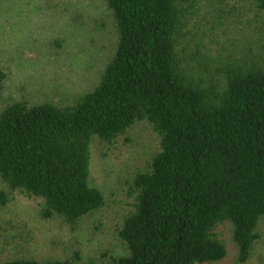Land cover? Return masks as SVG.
Instances as JSON below:
<instances>
[{
    "label": "trees",
    "instance_id": "trees-1",
    "mask_svg": "<svg viewBox=\"0 0 264 264\" xmlns=\"http://www.w3.org/2000/svg\"><path fill=\"white\" fill-rule=\"evenodd\" d=\"M218 3L203 15V0H106L116 42L69 103H7L0 67V207L19 192L42 219L77 226L106 205L89 180L93 139L114 145L145 123L159 140L128 183L124 255L4 264H217L222 226L249 263L264 218V0Z\"/></svg>",
    "mask_w": 264,
    "mask_h": 264
},
{
    "label": "rangeland",
    "instance_id": "rangeland-1",
    "mask_svg": "<svg viewBox=\"0 0 264 264\" xmlns=\"http://www.w3.org/2000/svg\"><path fill=\"white\" fill-rule=\"evenodd\" d=\"M220 1L203 0L202 14ZM116 37L106 0H0V67L8 74L5 101L64 104L84 95L105 68ZM56 40L63 43L57 46ZM158 144L145 123L136 124L114 145L93 139L89 180L105 194L106 205L77 226L44 220L39 200L19 192L9 195L8 204L0 207V264L66 260L76 252L83 263L124 255L118 232L133 201L128 183L147 169ZM0 190H5L1 181ZM258 232L261 239L248 264H264V218ZM219 233L230 252L217 264H238L230 228L222 226Z\"/></svg>",
    "mask_w": 264,
    "mask_h": 264
}]
</instances>
